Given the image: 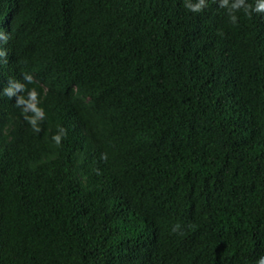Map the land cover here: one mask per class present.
<instances>
[{"label": "trees", "instance_id": "1", "mask_svg": "<svg viewBox=\"0 0 264 264\" xmlns=\"http://www.w3.org/2000/svg\"><path fill=\"white\" fill-rule=\"evenodd\" d=\"M235 15L0 0V264H256L264 13Z\"/></svg>", "mask_w": 264, "mask_h": 264}, {"label": "clouds", "instance_id": "2", "mask_svg": "<svg viewBox=\"0 0 264 264\" xmlns=\"http://www.w3.org/2000/svg\"><path fill=\"white\" fill-rule=\"evenodd\" d=\"M218 5L221 8L226 10L229 20L235 24L237 22V16L235 15L237 10H242L245 15H251L252 13H264V0H254V3H248L246 0H218ZM185 7L194 13H199L206 7V0H185ZM26 80L31 82L30 77H25ZM10 89H5L6 93H10ZM35 97V93L30 90L29 98L33 99ZM21 100L18 99L17 103H20ZM35 116L38 117L41 115V109H39L36 104L30 105ZM24 111V110H22ZM35 122V117L29 118V123L32 124ZM63 135L65 131L61 128ZM61 135H53L52 140L55 144L59 145L61 142ZM256 264H264V255H261Z\"/></svg>", "mask_w": 264, "mask_h": 264}]
</instances>
